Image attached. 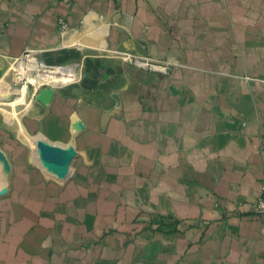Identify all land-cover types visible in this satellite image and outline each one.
<instances>
[{"label":"crops","instance_id":"1","mask_svg":"<svg viewBox=\"0 0 264 264\" xmlns=\"http://www.w3.org/2000/svg\"><path fill=\"white\" fill-rule=\"evenodd\" d=\"M25 57L75 78L0 121V264H264V0H0V83ZM31 133L77 149L64 183Z\"/></svg>","mask_w":264,"mask_h":264},{"label":"rangeland","instance_id":"2","mask_svg":"<svg viewBox=\"0 0 264 264\" xmlns=\"http://www.w3.org/2000/svg\"><path fill=\"white\" fill-rule=\"evenodd\" d=\"M37 62L38 61H35V59L33 60L32 57H29V60L26 57L16 60L12 64V66L9 68L7 77H5L0 83V121L4 124L6 123L7 126H9L10 123H14L15 125L18 123H23V119L25 117L24 115L28 113L29 108H31V100L35 98L37 99V96H38L37 93H40L45 88H49V87L53 88L56 85L63 84L62 82L59 83L58 80L54 82L43 80L41 78L39 71L37 70V67H36ZM67 67H73V66H67ZM72 80L66 81L64 83L65 84L70 83ZM23 86H24L23 98H18L20 95L18 94V91H16V89L20 90L22 89ZM10 119H14V120L11 121ZM35 134L36 133H31V135L26 136V138L28 139L27 141H29V144L32 148L33 157L35 156L33 160L34 161L33 165L36 167V169H38L37 171H39V173L43 176L45 180L54 181L59 184L64 183V181H66V179L69 178L71 175L72 163H73L74 157L77 156L76 153H74L73 159L71 158V164H70V170H69L70 174L68 175L66 179L61 178L52 173H49V171L45 169L44 163H42L41 157L39 156L40 162L36 160V156L38 155V148L37 146L33 145L29 139L30 137H37V136L44 137V136L40 134L38 135H35ZM3 138H2V143H0L1 150H3L2 148L5 144V140ZM11 142L13 143V141ZM52 142L57 143V144L59 143L55 141H52ZM63 144L66 146L71 145L67 143H63ZM77 154H78V151H77ZM11 168H12V165H11ZM11 171L12 170L7 171L4 168V166L0 170V199L4 198L3 196L9 193L10 189L12 188V184L14 183L11 179V174H12ZM4 213L5 212L3 211V214Z\"/></svg>","mask_w":264,"mask_h":264},{"label":"bare ground","instance_id":"3","mask_svg":"<svg viewBox=\"0 0 264 264\" xmlns=\"http://www.w3.org/2000/svg\"><path fill=\"white\" fill-rule=\"evenodd\" d=\"M36 67H37V70L39 71V73L41 75V78L43 80H47V81L54 82V81L58 80L59 83L60 82L64 83L66 81L72 80L75 76V68L74 67L54 66L53 68L48 69L45 67L44 63H42V62H37ZM23 88H24V86L20 90L16 89V91H18V94L20 95L18 98H23V95H24ZM10 91H12V90H10ZM29 140L31 141V143L33 142V145L37 146V148H38V155L36 156V160H38L40 162L39 158L41 157L42 163H44L45 169L47 171H49V173H52L54 175H57V171H55V169H56L55 167H61L63 165L54 163L53 158L51 156L44 154L45 152H43V149L40 147L41 144L52 145V146L54 145V146L60 147L61 153H65V155H66V153L68 152V157L69 158L73 157L74 153H73L72 148L69 149L66 147V145L63 146V144L60 145V143L59 144H55V143L51 144L50 142H48L46 140L39 139V138H30ZM34 158H35V156H34ZM0 161L3 165V162L1 159H0ZM70 164H71V161H70L69 166H68L69 170H70Z\"/></svg>","mask_w":264,"mask_h":264},{"label":"built area","instance_id":"4","mask_svg":"<svg viewBox=\"0 0 264 264\" xmlns=\"http://www.w3.org/2000/svg\"><path fill=\"white\" fill-rule=\"evenodd\" d=\"M60 25H61V29L64 28L65 27L64 21L61 20ZM117 55H119L124 61L132 63L141 68H146L161 73H166L170 69L167 63L161 60H157L151 56H139L133 52H127V51L118 52ZM44 65L48 69L54 67V65H47V64ZM251 206L255 212L264 216V177H263L262 192L259 196H257L252 200Z\"/></svg>","mask_w":264,"mask_h":264},{"label":"water","instance_id":"5","mask_svg":"<svg viewBox=\"0 0 264 264\" xmlns=\"http://www.w3.org/2000/svg\"><path fill=\"white\" fill-rule=\"evenodd\" d=\"M53 94H54L53 88H51V87L45 88L38 94L37 99L39 101H41L42 103L47 104L48 102H50L52 100ZM72 146H73L72 148H74L76 155H77V151H76L74 145H72ZM40 147L43 149V152H45L46 155L51 156L53 158L54 163L63 165L61 167H55L56 168L55 171H57V175L59 177L66 179L68 177V175L70 174L68 166H69V163L71 161V158L68 157V152L65 155V153H61L60 147H57L54 145L52 146V145L41 144ZM0 159L3 162L4 168L7 171H10L11 170V164H10L5 152L1 149H0Z\"/></svg>","mask_w":264,"mask_h":264}]
</instances>
